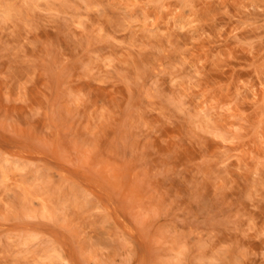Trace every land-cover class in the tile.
<instances>
[{
  "label": "clouds",
  "instance_id": "obj_1",
  "mask_svg": "<svg viewBox=\"0 0 264 264\" xmlns=\"http://www.w3.org/2000/svg\"><path fill=\"white\" fill-rule=\"evenodd\" d=\"M0 264H264V0H0Z\"/></svg>",
  "mask_w": 264,
  "mask_h": 264
}]
</instances>
